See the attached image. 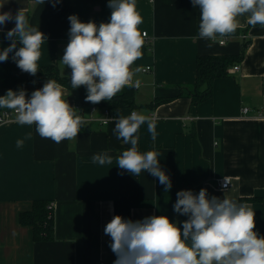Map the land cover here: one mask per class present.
Wrapping results in <instances>:
<instances>
[{
  "label": "crops",
  "instance_id": "crops-1",
  "mask_svg": "<svg viewBox=\"0 0 264 264\" xmlns=\"http://www.w3.org/2000/svg\"><path fill=\"white\" fill-rule=\"evenodd\" d=\"M136 3L143 19L139 29L148 37L142 57L130 69L133 106L112 108L115 119L107 125L84 123L75 139L60 143L41 138L35 125H20L16 118L0 124V264H112L116 256L104 228L115 216L114 200H130L125 219L163 215L182 228L180 222L188 217L173 208L181 190L198 194L204 188L209 198L225 196L246 204L255 212V230L264 236V27L244 29L247 17L241 16L233 34L212 43L198 36L200 11L191 0ZM2 5L0 12H20L45 34L38 66L55 65L61 75L71 74L61 62L69 42L68 17L99 25L111 15L108 0H60L55 7L52 0H0ZM14 26L9 22L0 31V50L11 43L5 34ZM243 39H250L243 57L212 80L209 98L192 104L188 95L179 94L195 82L198 55H237ZM11 56L0 62V96L23 88L30 97L50 80L3 86L4 79L21 71ZM61 86L78 114L77 92ZM131 110L156 123L154 141L147 123L141 125L138 149L158 153L171 179L169 191L146 171L134 176L117 166L130 145L117 139L115 123ZM83 114H90L87 106ZM17 140H24L22 147ZM101 153L111 156L112 163H94L92 157ZM223 176L230 179L225 191L216 182ZM36 199L53 203L50 239L35 238L32 225L20 220Z\"/></svg>",
  "mask_w": 264,
  "mask_h": 264
},
{
  "label": "clouds",
  "instance_id": "clouds-1",
  "mask_svg": "<svg viewBox=\"0 0 264 264\" xmlns=\"http://www.w3.org/2000/svg\"><path fill=\"white\" fill-rule=\"evenodd\" d=\"M38 2L44 4L45 0ZM59 2L52 0L53 7ZM191 3L200 11L199 38L212 43L233 34L241 16H246L253 27L258 24L264 27V0H191ZM107 6L111 9L110 20L99 25L94 21L81 22L77 15L68 17L69 42L61 59L71 69V87H85V101L92 104L110 101L125 86H131L134 75L131 66L143 55L146 34L139 29L143 19L136 0H108ZM9 22L15 26L5 34L11 43L0 50V62H6L12 54L11 59L22 72L35 76L45 34L31 26L20 12L15 16L0 12V31ZM139 84L135 82L136 87ZM0 108L14 111L18 124L35 125L41 138L55 143L75 139L84 125L55 80H48L30 97L23 88L9 89L0 96ZM145 123L154 141L156 123L150 117L132 111L116 120L117 139L130 145L117 158V166L134 176L146 171L169 191L171 179L161 168L158 153H141L138 149L137 133ZM16 144L22 147L24 140H17ZM92 160L100 165L112 163L107 153L96 154ZM225 189L224 182L222 190ZM176 196L174 211L188 217L180 222L182 228L163 215L136 221L115 215L106 224L104 232L111 237L109 246L116 256L114 264H264V236L255 230V212L246 204L225 196L209 198L204 188L198 194L181 190Z\"/></svg>",
  "mask_w": 264,
  "mask_h": 264
},
{
  "label": "trees",
  "instance_id": "trees-1",
  "mask_svg": "<svg viewBox=\"0 0 264 264\" xmlns=\"http://www.w3.org/2000/svg\"><path fill=\"white\" fill-rule=\"evenodd\" d=\"M249 26L250 25L247 24L244 29H247ZM249 43L250 39H243L241 50L237 55H198L196 58L195 82L190 87L180 89L179 94L188 95L192 104H197L209 98L211 96L212 80L216 77L224 76L227 72L226 69L228 65L243 57L244 51ZM70 75L59 74L56 66L49 64L39 66V71L35 76L20 71L14 77L4 79L2 85L11 86L37 79L55 80L59 84L76 91L79 97L78 103L82 107L92 104L85 101L87 95L85 87L81 86L77 89L71 87ZM133 93L134 89L132 86H125L112 100L102 101L97 105L111 108L118 106H133ZM47 203V200L36 199L32 202L31 209L24 211L20 215V220L23 223L32 225L34 237L37 239H50L52 236L53 216L48 215ZM129 209V199L118 198L114 200V215L126 216L129 213Z\"/></svg>",
  "mask_w": 264,
  "mask_h": 264
},
{
  "label": "built area",
  "instance_id": "built-area-1",
  "mask_svg": "<svg viewBox=\"0 0 264 264\" xmlns=\"http://www.w3.org/2000/svg\"><path fill=\"white\" fill-rule=\"evenodd\" d=\"M142 34L144 35V43L146 42V38L148 37V33L146 30L142 31ZM224 40H220V43H223ZM238 66L234 65L233 68L236 69ZM149 69V65L145 66L144 70ZM78 108V115H80L84 121V123H90V122H96L99 125H107L109 122H111L113 119H115V115L113 114L112 108L108 106H98L97 104H90L87 105V108H89L90 114L85 115L83 114V109L81 105H77ZM247 108L243 109V112H247ZM134 110L130 111L131 112ZM16 118V114L12 110H1L0 111V124L11 121ZM217 186L222 188L223 183H226V187L230 184V179L227 176L223 177H217L216 178ZM47 209H48V215H52V209H53V203L48 202L47 203ZM114 264V263H112Z\"/></svg>",
  "mask_w": 264,
  "mask_h": 264
}]
</instances>
